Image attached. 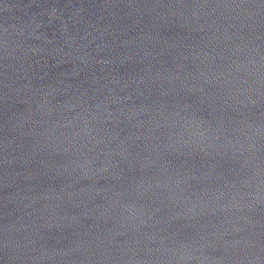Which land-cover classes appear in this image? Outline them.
<instances>
[{
    "label": "water",
    "instance_id": "95a60500",
    "mask_svg": "<svg viewBox=\"0 0 264 264\" xmlns=\"http://www.w3.org/2000/svg\"><path fill=\"white\" fill-rule=\"evenodd\" d=\"M0 264H264V0H0Z\"/></svg>",
    "mask_w": 264,
    "mask_h": 264
}]
</instances>
